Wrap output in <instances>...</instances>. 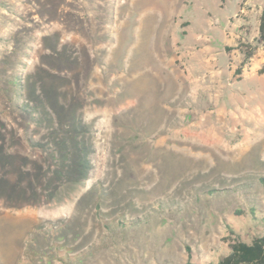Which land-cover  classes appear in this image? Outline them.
Segmentation results:
<instances>
[{
    "label": "rangeland",
    "instance_id": "1",
    "mask_svg": "<svg viewBox=\"0 0 264 264\" xmlns=\"http://www.w3.org/2000/svg\"><path fill=\"white\" fill-rule=\"evenodd\" d=\"M164 1L0 0V264H216L264 233V0ZM173 13L215 40L162 54Z\"/></svg>",
    "mask_w": 264,
    "mask_h": 264
},
{
    "label": "trees",
    "instance_id": "2",
    "mask_svg": "<svg viewBox=\"0 0 264 264\" xmlns=\"http://www.w3.org/2000/svg\"><path fill=\"white\" fill-rule=\"evenodd\" d=\"M256 41L264 48V6L261 8L258 15ZM240 49L243 53L242 64H245L252 57L254 53V47L252 44L248 43L240 46ZM96 207L99 209L98 204ZM229 233L232 235V241H230L228 244L229 251L225 255L221 256L216 264H264V233L255 235L249 241L241 239L239 234L231 228L229 229ZM53 245L54 251H58L60 246L55 243H53ZM90 249L91 250H87L86 252L82 253V260L93 253V247H90ZM55 257H60V255L55 254ZM59 261L65 264H72L70 261H68V259L64 261L59 259ZM79 262L80 260H76L75 263ZM184 264L195 263L192 262L188 256Z\"/></svg>",
    "mask_w": 264,
    "mask_h": 264
},
{
    "label": "crops",
    "instance_id": "3",
    "mask_svg": "<svg viewBox=\"0 0 264 264\" xmlns=\"http://www.w3.org/2000/svg\"><path fill=\"white\" fill-rule=\"evenodd\" d=\"M174 3V0L172 1H164V5L168 6L170 4H173ZM186 3V0H182L181 1V6H184V4ZM169 10H170V7H169ZM203 11L205 13H207L208 9L207 8H204ZM171 14V13H169ZM170 17L172 16H179L181 17V19H185V27L183 28V30H181V32L177 29V26L176 28L173 27L169 30H164V36H161L160 37V43H159V48L162 52V54H165L164 53V50L166 48V45L165 43H170V45H172L176 40H177V37H175L176 34H179V33H182V36H181V40H182V43L186 46L184 47V50H183V55L184 57H196L197 56V51L199 50H202V49H206L208 48L207 44L214 41L215 40V36H214V33H215V30L213 28H206V27H203V28H199V29H195V33H192V27H193V24L192 22L188 19V18H183L181 15H176V14H172V15H169ZM203 30V32L206 33L207 36H203L202 33H200V31ZM169 33H168V32ZM189 33H192L193 36H189ZM204 40V43H201L200 44V41L201 40ZM196 41L195 43H193L192 41Z\"/></svg>",
    "mask_w": 264,
    "mask_h": 264
}]
</instances>
